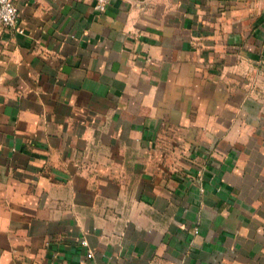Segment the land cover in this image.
<instances>
[{"label": "crops", "instance_id": "crops-1", "mask_svg": "<svg viewBox=\"0 0 264 264\" xmlns=\"http://www.w3.org/2000/svg\"><path fill=\"white\" fill-rule=\"evenodd\" d=\"M13 1L0 264H264V0Z\"/></svg>", "mask_w": 264, "mask_h": 264}, {"label": "built area", "instance_id": "built-area-1", "mask_svg": "<svg viewBox=\"0 0 264 264\" xmlns=\"http://www.w3.org/2000/svg\"><path fill=\"white\" fill-rule=\"evenodd\" d=\"M110 0H94L93 8L97 11H104ZM18 8L13 0H0V26L13 28L22 32V27L18 24ZM7 17V19H5ZM80 243L87 247L86 257L92 255V250L88 247V242L85 238L80 240Z\"/></svg>", "mask_w": 264, "mask_h": 264}, {"label": "clouds", "instance_id": "clouds-1", "mask_svg": "<svg viewBox=\"0 0 264 264\" xmlns=\"http://www.w3.org/2000/svg\"><path fill=\"white\" fill-rule=\"evenodd\" d=\"M5 19H7V17H5Z\"/></svg>", "mask_w": 264, "mask_h": 264}]
</instances>
